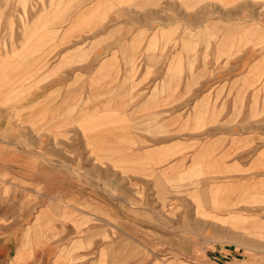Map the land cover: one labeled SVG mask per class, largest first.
<instances>
[{"label":"crops","instance_id":"obj_1","mask_svg":"<svg viewBox=\"0 0 264 264\" xmlns=\"http://www.w3.org/2000/svg\"><path fill=\"white\" fill-rule=\"evenodd\" d=\"M104 4L107 19L97 28L107 32L63 37L62 29L79 28L80 16L53 26L57 37L39 32L22 53L20 74L6 78L0 126L10 131L0 149V188L44 190L43 203L54 206L44 212L46 220L60 221V205L69 203L100 206L97 219L109 222L125 220L110 215L115 206L141 213L143 205L189 204L197 182L204 194L218 188L214 181L251 180L254 158L264 166V133L254 131L264 117L251 115V90L240 101L228 83L190 90L188 59L175 73L172 43L158 36V30L184 28L174 14L189 9L173 0H96L72 12L92 13L96 21ZM159 44L165 51L151 48ZM19 121L20 138L14 134ZM63 187L69 200H62ZM15 201L0 197V204ZM240 257L225 264H264Z\"/></svg>","mask_w":264,"mask_h":264},{"label":"rangeland","instance_id":"obj_2","mask_svg":"<svg viewBox=\"0 0 264 264\" xmlns=\"http://www.w3.org/2000/svg\"><path fill=\"white\" fill-rule=\"evenodd\" d=\"M94 1L0 0V90L5 89L6 78L20 74L22 53L28 52V42L39 32L46 38L57 37L60 33L53 26L68 24L79 16V28L62 29L63 37L107 32L98 29L107 19L103 15L107 4L98 7L101 18L95 14L96 21L92 13L72 12ZM173 2L189 9V13L174 14L179 21L176 26L183 24L184 28L175 27L167 33L158 30L162 42L168 38L172 43L168 47L174 52V72L185 68L186 58L190 90L203 84L209 90L228 83L240 101L248 88L254 121L264 117V0ZM29 21H39L43 27L29 28ZM85 25L96 27L85 29ZM147 35L142 32L143 37ZM156 47L165 51L166 45L151 46ZM190 100L192 103L193 98ZM0 101L5 104L4 99ZM9 131L6 125L0 126V149L5 148ZM22 131L20 121L15 123L14 134L20 138ZM254 131L256 137L264 133V123L255 125ZM14 144L20 145V140ZM254 162V171L248 174L251 180L214 181L218 188L204 194L197 182L190 189L189 204L143 205L139 206L145 209L141 213L115 206L110 215L125 220L109 222L97 219L100 206L69 203L60 205V221L46 220L44 212L53 211L54 206L43 203L44 190L4 186L0 197L18 201L0 204V264H225L239 254L240 258L262 260L264 171L260 169L264 166L260 156ZM202 176L198 173L197 178ZM69 193L70 189L63 187L62 200H69ZM142 225L150 228L142 229Z\"/></svg>","mask_w":264,"mask_h":264}]
</instances>
